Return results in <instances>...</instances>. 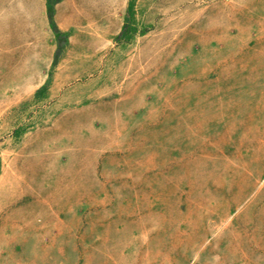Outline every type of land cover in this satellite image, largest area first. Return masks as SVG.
<instances>
[{
  "label": "rangeland",
  "instance_id": "1",
  "mask_svg": "<svg viewBox=\"0 0 264 264\" xmlns=\"http://www.w3.org/2000/svg\"><path fill=\"white\" fill-rule=\"evenodd\" d=\"M48 3L52 90L0 87V264L236 263L264 237V0H0V36L29 49Z\"/></svg>",
  "mask_w": 264,
  "mask_h": 264
},
{
  "label": "crops",
  "instance_id": "2",
  "mask_svg": "<svg viewBox=\"0 0 264 264\" xmlns=\"http://www.w3.org/2000/svg\"><path fill=\"white\" fill-rule=\"evenodd\" d=\"M56 18L54 11V22ZM39 27L41 37L36 39L29 49L26 46L20 47V43L26 38L19 39L14 36L8 43L0 36V87L4 99L24 101L44 86L49 94L57 80L58 62L53 65L56 38L47 12L41 17ZM234 264H264V237L259 242H251L250 239L241 258L236 259Z\"/></svg>",
  "mask_w": 264,
  "mask_h": 264
},
{
  "label": "trees",
  "instance_id": "3",
  "mask_svg": "<svg viewBox=\"0 0 264 264\" xmlns=\"http://www.w3.org/2000/svg\"><path fill=\"white\" fill-rule=\"evenodd\" d=\"M53 16H54V9L48 3V5H47V17H48L49 24H50L52 31H53L55 38H56V53H55L54 61H53V65H55L57 63V58H58L59 54L64 49V47L67 43V37L64 33H62L58 29V27L56 26V24L53 20Z\"/></svg>",
  "mask_w": 264,
  "mask_h": 264
}]
</instances>
